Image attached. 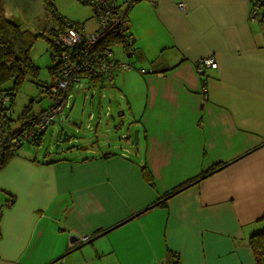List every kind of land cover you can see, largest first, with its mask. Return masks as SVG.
Listing matches in <instances>:
<instances>
[{
  "label": "crops",
  "instance_id": "obj_1",
  "mask_svg": "<svg viewBox=\"0 0 264 264\" xmlns=\"http://www.w3.org/2000/svg\"><path fill=\"white\" fill-rule=\"evenodd\" d=\"M4 9L38 32L8 0ZM249 10V0H132L134 49L110 44L129 67L114 68L109 90L128 107L138 145L46 157L19 148L0 169V264H159L173 253L182 264H256L248 238L264 230V20ZM56 12L87 31L99 25L80 7L75 18ZM53 24L43 30L61 28ZM206 55L217 67L200 73Z\"/></svg>",
  "mask_w": 264,
  "mask_h": 264
},
{
  "label": "rangeland",
  "instance_id": "obj_2",
  "mask_svg": "<svg viewBox=\"0 0 264 264\" xmlns=\"http://www.w3.org/2000/svg\"><path fill=\"white\" fill-rule=\"evenodd\" d=\"M15 1L17 0H8L13 17L19 16L23 20L26 19L32 22L40 33L30 48V57L39 66V72L36 77L28 76L22 81L11 106L6 110L7 115L10 116L9 123L11 127L18 123V116L25 109L37 114L42 108L50 105L52 100L43 93L42 88L43 82L49 80L52 76L49 70L50 66L55 64V60L51 57L53 47L43 31V20L46 14L44 2L42 0H27L25 3L28 4L22 7L20 3L16 5ZM81 1L53 0V4L61 14L68 18H75V14L79 12V7L83 8L85 14L92 11L89 7L91 5L84 4ZM109 85V81L100 83L90 80L89 82L85 81L80 87L73 88L71 108H64L63 114L61 113L63 116L57 115L55 121L48 125L41 134L43 135L41 143L34 145L25 141L20 148L33 149L31 152L39 154V157L71 153L75 151L73 149L87 155L93 154L92 149H97L98 152L109 150L118 155L123 154L121 151L134 150L138 144L134 141L136 127H133L131 119H128L130 111L121 99H115L118 95H113L114 92L109 90ZM119 104L123 106L124 110L123 115L120 116H118ZM108 107L111 113L110 116H105L104 113L108 111ZM22 124L23 121H21V130L25 131V124ZM64 130L71 137L68 140L61 141L62 131ZM122 132L128 133L127 137H122L120 135ZM139 137V141H143L142 135H139ZM56 142H60L57 147L55 146ZM122 146H126L127 149L123 150ZM74 249H77V247ZM261 259L262 264H264V256Z\"/></svg>",
  "mask_w": 264,
  "mask_h": 264
},
{
  "label": "built area",
  "instance_id": "obj_3",
  "mask_svg": "<svg viewBox=\"0 0 264 264\" xmlns=\"http://www.w3.org/2000/svg\"><path fill=\"white\" fill-rule=\"evenodd\" d=\"M131 1L129 0L127 5L120 6L116 0H90L94 17L99 24L96 29L87 31L83 22L64 19L63 29L56 28L54 33H45L53 47L51 57L55 60L57 70L49 80L45 81L43 88L52 101L48 107L37 114L26 116L23 120L26 122L25 131L22 130V133L18 135L9 133L0 122V161L5 151H14L25 141L35 137L38 132L42 133L55 121L57 115H62L64 108L71 106L70 98L73 88L80 87L85 81L90 80L100 83L110 81L115 67L129 66L124 61L114 60L110 44L116 40L126 54L133 52L134 38L126 30L127 9ZM249 1L250 19L264 20V0ZM178 5L181 9L184 8V2H179ZM195 67L198 72H202L207 68L217 67V61L212 55L202 56L195 62ZM205 86L203 83L204 92ZM10 203L11 199L7 204ZM86 239L87 235H81L69 246L75 247ZM159 264L182 263L178 253H173L168 262Z\"/></svg>",
  "mask_w": 264,
  "mask_h": 264
},
{
  "label": "trees",
  "instance_id": "obj_4",
  "mask_svg": "<svg viewBox=\"0 0 264 264\" xmlns=\"http://www.w3.org/2000/svg\"><path fill=\"white\" fill-rule=\"evenodd\" d=\"M4 1L5 0H0V122L4 124V127L9 131V133L18 135L19 133H22V126L15 130L9 129L7 127L6 118L9 120L10 116L7 115L6 110L11 106L14 96L19 90L22 81L28 76L36 77L38 75L39 66H37L31 59L30 48L35 38L40 33L34 32L30 29L21 30L20 22L12 17H9L5 13ZM42 1L44 2L46 11L44 29H48L54 22H57V24L63 29L64 19L56 12L57 9L55 4H53V0ZM87 2L90 3L88 0ZM46 31L44 32L49 33ZM51 32L54 33L52 30L50 33ZM49 70L50 74L53 76L57 71L56 65L54 64L50 66ZM44 87L45 81L43 82V88ZM26 112L27 109L22 112V121L26 116L33 114ZM24 124H26L25 121L22 125ZM41 134V132H38L35 137L28 139L27 141L35 145L40 144L42 138ZM21 146L22 145L18 146L14 151H5L0 161V169ZM142 168H144V170L146 169L144 165ZM248 242L254 252L256 264H260V260L264 256V230L252 233L248 238Z\"/></svg>",
  "mask_w": 264,
  "mask_h": 264
},
{
  "label": "water",
  "instance_id": "obj_5",
  "mask_svg": "<svg viewBox=\"0 0 264 264\" xmlns=\"http://www.w3.org/2000/svg\"><path fill=\"white\" fill-rule=\"evenodd\" d=\"M123 112H124V111H123L122 109H120V110L118 111V115H119L120 113H123ZM70 137H71V135H70L66 130L62 131L61 141L68 140V139H70ZM137 139H138V136H137V130L135 129V131H134V141H137ZM58 145H60V142H56V143H55V146H56V147H57Z\"/></svg>",
  "mask_w": 264,
  "mask_h": 264
},
{
  "label": "bare ground",
  "instance_id": "obj_6",
  "mask_svg": "<svg viewBox=\"0 0 264 264\" xmlns=\"http://www.w3.org/2000/svg\"><path fill=\"white\" fill-rule=\"evenodd\" d=\"M64 19V18H63ZM66 20V19H65ZM129 67V66H128ZM127 67V68H128ZM143 69H140V72H145V69H144V71H142ZM113 76V75H112ZM113 78V77H112ZM112 80H110L109 82H111Z\"/></svg>",
  "mask_w": 264,
  "mask_h": 264
},
{
  "label": "clouds",
  "instance_id": "obj_7",
  "mask_svg": "<svg viewBox=\"0 0 264 264\" xmlns=\"http://www.w3.org/2000/svg\"><path fill=\"white\" fill-rule=\"evenodd\" d=\"M43 93H44V92H43ZM42 109H43V108H42ZM42 109H41V110H42Z\"/></svg>",
  "mask_w": 264,
  "mask_h": 264
}]
</instances>
